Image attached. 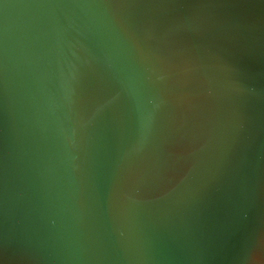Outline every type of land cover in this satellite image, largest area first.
Here are the masks:
<instances>
[{"label": "water", "instance_id": "1", "mask_svg": "<svg viewBox=\"0 0 264 264\" xmlns=\"http://www.w3.org/2000/svg\"><path fill=\"white\" fill-rule=\"evenodd\" d=\"M0 264H264V0H0Z\"/></svg>", "mask_w": 264, "mask_h": 264}]
</instances>
